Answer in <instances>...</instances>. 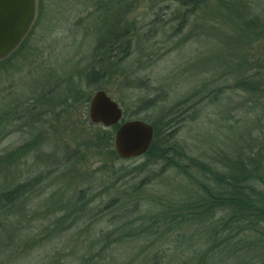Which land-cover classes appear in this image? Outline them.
<instances>
[{"label":"rangeland","instance_id":"1","mask_svg":"<svg viewBox=\"0 0 264 264\" xmlns=\"http://www.w3.org/2000/svg\"><path fill=\"white\" fill-rule=\"evenodd\" d=\"M108 1L37 0L27 42L0 64V195L24 186L0 216V264H83L107 246L103 238L106 264H144L157 249L161 264H264L262 249L254 259L207 258L209 219L165 223L202 194L198 164L225 172L243 150L264 146V0ZM110 23L134 26L119 60L100 47ZM99 90L119 104L123 121L157 126L161 142L168 138L160 151L174 148L170 163L93 149L106 128L91 124L84 103ZM170 114L177 117L168 126ZM112 146L116 153L114 138ZM174 161L193 178L169 168ZM125 192L131 204L117 201ZM120 201L136 212L123 220ZM210 216L219 222L225 212ZM141 226L150 238L127 239Z\"/></svg>","mask_w":264,"mask_h":264},{"label":"trees","instance_id":"2","mask_svg":"<svg viewBox=\"0 0 264 264\" xmlns=\"http://www.w3.org/2000/svg\"><path fill=\"white\" fill-rule=\"evenodd\" d=\"M206 1L208 0H180L183 7H197L206 3ZM110 3L111 6H113V4L117 3V0L108 1L106 6H110ZM99 14L100 13H97V16ZM105 16L106 18L109 17L108 10L105 11ZM133 27V24L127 28L122 27L121 24L113 25L110 23L108 35L106 36V39L100 43V47L104 45L103 48H108L111 56L117 57L118 60L120 58L119 55L126 56L129 54V46L131 45L134 37L131 32ZM16 54L17 52L12 54L7 60L1 62L0 64L8 62ZM118 60H115L113 65L117 64ZM97 76L98 75L94 73L92 80ZM89 101L90 97L84 103V115L87 113L86 111ZM176 117V114H170V123L168 126L176 120ZM152 126L154 128V140L151 147L147 151L146 156L150 157L152 160H155L158 157L164 158L166 159L165 161L170 163L171 159L169 154L174 150V148L171 150L162 148L160 151L161 143H166L168 138H164L165 141L161 142V138L163 137L161 136L160 131H158L156 125L152 124ZM116 130L117 126H114L111 129L101 130L99 135H96L97 143L93 147V149H97L103 145L104 147L99 148L103 150L101 153L106 152L107 155L104 153L106 157H110L114 160L118 159L112 146ZM171 137L172 135H170V138ZM82 146L90 148L88 143L82 144ZM193 161L194 164L198 162H195L196 160ZM180 163L181 162L174 161V163L169 165V168H174L175 170H178L179 173L181 171L185 176L192 177L193 174L188 170V166L186 168V166ZM222 164H225V157L221 162V165ZM216 166V164H198L197 168L199 169V174H201L204 179V184H201V182L198 183L201 184L202 194L199 195V199H192L193 201L188 200L186 203H179L181 211L177 215L171 214L170 218L165 217L166 222H164H170V224L176 223L178 226L186 223L192 224L196 220L205 222L206 219H209V222L214 225V230L210 231V234L207 237V240L213 243L212 248L208 251L211 254H207V256H209L207 258H221L225 256V260H233V258H236L237 255H246L248 258L254 259L257 254H260L259 249L264 251V230L261 228L264 227V146L256 153L243 150V152L239 155V158L235 159L231 166L228 168L225 167V172H221L218 168H216ZM207 180L210 181L211 184ZM23 188L24 186H19L11 192L0 195V216L8 217L10 214V208L12 207L14 201L21 198L20 194ZM140 191L141 189H139L138 193ZM138 193L135 192L134 195ZM120 197L117 198V201L127 200V202L131 204L130 193L125 192ZM127 202H125V204H127ZM122 203L123 201L118 202V204L123 208L120 209V213L118 212L117 215L124 220L127 216V214H123L124 212L133 214L136 210H130L129 208L131 206L128 207L130 204L124 206ZM125 207H128L127 210H125ZM219 211L225 212L224 218H222L219 222L211 221L210 215L217 214ZM77 212V209L69 210V214H75ZM128 225L131 224L126 221L125 226ZM125 226L124 230H126ZM215 229L218 231L216 230L215 232ZM130 231L131 232L129 233L127 239H130L131 237H139V233H141V235L146 233L149 238L151 237V234H153V231L151 229L149 231L147 226H141L140 229ZM218 232L222 235L226 234L223 242L221 241ZM111 238L113 239V237H109V239ZM124 238L125 236L121 234L118 236L117 241H109L110 245L120 243L124 241ZM219 239L221 242L217 241ZM103 241L107 244V246H105V248H101L99 254L95 255L92 259H90L89 255L84 257L83 264H106V260H102V257L104 259L103 255H105L106 249L109 248V244L104 238ZM214 251L218 254H215ZM162 253H164V251L160 249L149 250L143 258V263L161 264L163 259Z\"/></svg>","mask_w":264,"mask_h":264},{"label":"water","instance_id":"3","mask_svg":"<svg viewBox=\"0 0 264 264\" xmlns=\"http://www.w3.org/2000/svg\"><path fill=\"white\" fill-rule=\"evenodd\" d=\"M37 8V0H0V62L17 51L36 20ZM88 119L106 129L117 126L115 150L123 160L143 156L152 145L154 128L140 120L123 121L119 104L103 90L90 99Z\"/></svg>","mask_w":264,"mask_h":264},{"label":"flooded vegetation","instance_id":"4","mask_svg":"<svg viewBox=\"0 0 264 264\" xmlns=\"http://www.w3.org/2000/svg\"><path fill=\"white\" fill-rule=\"evenodd\" d=\"M33 26H34V25H33ZM32 28H33V27H31V29H30L29 33L27 34V36L23 39V41H22L21 45L19 46V48L17 49V51H18V50L24 45V43L27 42V39H28V37H29V35H30V33H31Z\"/></svg>","mask_w":264,"mask_h":264}]
</instances>
